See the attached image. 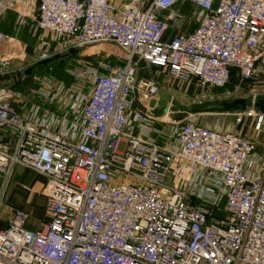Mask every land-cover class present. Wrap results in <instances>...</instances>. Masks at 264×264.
<instances>
[{
	"label": "built area",
	"instance_id": "built-area-1",
	"mask_svg": "<svg viewBox=\"0 0 264 264\" xmlns=\"http://www.w3.org/2000/svg\"><path fill=\"white\" fill-rule=\"evenodd\" d=\"M128 1L0 0V208L16 166L46 178L47 198L35 231L7 217L0 264H264V116L249 106L222 131L172 105L217 101L232 79L223 100L264 97V0ZM180 3L194 30L169 36ZM9 13L54 50L23 63ZM101 43L121 54L66 64L65 80L32 73Z\"/></svg>",
	"mask_w": 264,
	"mask_h": 264
},
{
	"label": "crops",
	"instance_id": "crops-1",
	"mask_svg": "<svg viewBox=\"0 0 264 264\" xmlns=\"http://www.w3.org/2000/svg\"><path fill=\"white\" fill-rule=\"evenodd\" d=\"M151 1V0H150ZM148 1L139 0L141 7L147 4ZM115 6H121L127 4L128 0H111ZM194 8L188 4H178L174 10V18L168 22L169 36H173L176 33H189L194 30V25L191 22V18H194ZM9 16L15 18L11 13L7 14L2 22V32L9 38H14L15 41L25 47V58L22 59L23 63L28 60H32L33 56L40 53L42 50L48 49L54 50L57 45L54 38L42 31L33 32L30 28H24L19 32H16L12 26H8ZM43 43H46V47H42ZM155 72V69H153ZM238 86L237 80L232 79L226 88L218 90L216 93L221 96L228 92H232ZM241 88H245V85H241ZM248 106H252L250 97H245ZM224 97L221 99L223 100ZM249 99V100H248ZM252 100V99H251ZM160 99H158V102ZM163 107L159 105L158 113ZM226 114V113H223ZM197 116V115H195ZM212 126V125H211ZM261 150V149H260ZM46 178L38 175L31 170H28L22 166H16L14 168L13 175L9 181V185L6 191V195L3 198L0 208V230L4 228L7 217L17 210H22L28 216L26 222V229L35 231L38 229L42 222L47 221L45 214V205L47 198L45 195Z\"/></svg>",
	"mask_w": 264,
	"mask_h": 264
},
{
	"label": "rangeland",
	"instance_id": "rangeland-1",
	"mask_svg": "<svg viewBox=\"0 0 264 264\" xmlns=\"http://www.w3.org/2000/svg\"><path fill=\"white\" fill-rule=\"evenodd\" d=\"M143 1H148V0H143ZM150 1V0H149ZM148 3V2H147ZM79 55L74 56L73 58L71 57L70 59H64L63 61H57V62H48L45 66L40 67V68H35L33 69V74H38V75H43L46 73H54V74H61L63 75V70L66 66V64L73 63L76 60L80 61H88L90 63H97L100 61H114L116 60V56H118L120 51L116 49L112 44H94L88 47L83 48L81 51L78 52ZM39 56V53L33 56V59H36ZM61 66H60V64ZM29 74V73H28ZM65 77V76H64ZM34 87V85H32ZM176 96V101L181 103L183 106L188 107V106H196V105H202L207 102H217L220 104L221 102H232L228 100H221L222 96L221 94L219 95V100L217 101H209L207 99H201V98H195L191 94L187 93H182V92H177L175 93ZM249 100V99H248ZM251 102V100H250ZM249 103V102H247ZM176 110V106H173ZM179 110V109H178ZM165 110L162 108L160 111V114L163 115ZM233 113V112H231ZM231 113L225 114H217V113H209V114H200L197 116H194L193 118L197 120L200 124L206 125V126H211L213 124H216L218 128L222 131H230L234 127V119ZM246 123L249 124L251 119L246 118ZM256 137V136H254ZM257 144L259 145V148L261 151H264V133L261 135H258L257 137Z\"/></svg>",
	"mask_w": 264,
	"mask_h": 264
},
{
	"label": "water",
	"instance_id": "water-1",
	"mask_svg": "<svg viewBox=\"0 0 264 264\" xmlns=\"http://www.w3.org/2000/svg\"><path fill=\"white\" fill-rule=\"evenodd\" d=\"M123 55H125L123 53ZM144 68V64L140 62L138 64L139 69V76L141 75ZM167 102H169V97L165 95L163 92L160 93V101L158 102V106L164 107ZM155 105V101H152L150 103V106ZM173 106L181 108V110L186 114L191 115H200V114H209V113H217V114H223V113H231V112H244L249 106L247 104V101L245 99H236L232 102L226 103L221 102L218 104L217 102H207L202 105H196V106H182L179 102L173 101ZM253 108L259 112L261 115L264 116V97L254 100L253 102Z\"/></svg>",
	"mask_w": 264,
	"mask_h": 264
},
{
	"label": "trees",
	"instance_id": "trees-1",
	"mask_svg": "<svg viewBox=\"0 0 264 264\" xmlns=\"http://www.w3.org/2000/svg\"><path fill=\"white\" fill-rule=\"evenodd\" d=\"M14 21H15V18L12 17V16H9L8 22H6V24H7L8 26H12V24L14 25ZM1 29H2V27H1ZM55 76H57L59 79H63V80L66 79L64 76H62V75L59 74V73L55 74Z\"/></svg>",
	"mask_w": 264,
	"mask_h": 264
}]
</instances>
